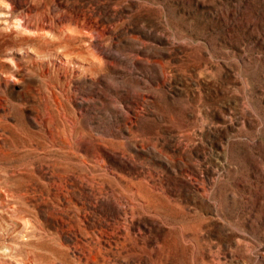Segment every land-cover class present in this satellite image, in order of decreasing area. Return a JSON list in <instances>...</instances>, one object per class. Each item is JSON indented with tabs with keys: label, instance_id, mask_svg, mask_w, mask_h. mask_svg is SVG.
I'll use <instances>...</instances> for the list:
<instances>
[{
	"label": "rangeland",
	"instance_id": "rangeland-1",
	"mask_svg": "<svg viewBox=\"0 0 264 264\" xmlns=\"http://www.w3.org/2000/svg\"><path fill=\"white\" fill-rule=\"evenodd\" d=\"M0 264H264V0H4Z\"/></svg>",
	"mask_w": 264,
	"mask_h": 264
},
{
	"label": "clouds",
	"instance_id": "clouds-1",
	"mask_svg": "<svg viewBox=\"0 0 264 264\" xmlns=\"http://www.w3.org/2000/svg\"><path fill=\"white\" fill-rule=\"evenodd\" d=\"M0 5H2L3 8H8L9 7V5L4 2V0H0ZM0 15H2V13H0Z\"/></svg>",
	"mask_w": 264,
	"mask_h": 264
}]
</instances>
